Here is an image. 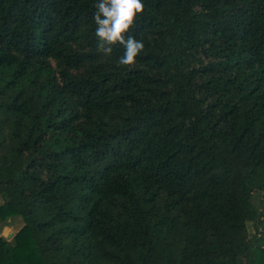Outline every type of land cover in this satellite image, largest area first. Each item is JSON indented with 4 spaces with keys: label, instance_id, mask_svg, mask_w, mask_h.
Here are the masks:
<instances>
[{
    "label": "trees",
    "instance_id": "trees-1",
    "mask_svg": "<svg viewBox=\"0 0 264 264\" xmlns=\"http://www.w3.org/2000/svg\"><path fill=\"white\" fill-rule=\"evenodd\" d=\"M96 2L0 0V264H264V0H143L127 67Z\"/></svg>",
    "mask_w": 264,
    "mask_h": 264
},
{
    "label": "clouds",
    "instance_id": "clouds-1",
    "mask_svg": "<svg viewBox=\"0 0 264 264\" xmlns=\"http://www.w3.org/2000/svg\"><path fill=\"white\" fill-rule=\"evenodd\" d=\"M95 9L97 51L111 56L113 46L118 44L122 46L123 53L117 58V66L134 65L144 43L128 32L134 27L137 16L144 11L143 0H97Z\"/></svg>",
    "mask_w": 264,
    "mask_h": 264
},
{
    "label": "rangeland",
    "instance_id": "rangeland-1",
    "mask_svg": "<svg viewBox=\"0 0 264 264\" xmlns=\"http://www.w3.org/2000/svg\"><path fill=\"white\" fill-rule=\"evenodd\" d=\"M250 201L255 208L261 212L258 216V220L256 222L258 232L253 234L252 223H246V230L248 235H250V245L247 254V260L251 261V253L255 249L256 244L259 242L256 239L261 238L262 231H264V201L261 196V192L257 190H253L251 192ZM1 203V199H0ZM23 221L19 216H11L6 218L4 221H0V236H2L5 240H10L11 236L22 226Z\"/></svg>",
    "mask_w": 264,
    "mask_h": 264
}]
</instances>
